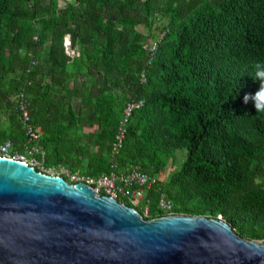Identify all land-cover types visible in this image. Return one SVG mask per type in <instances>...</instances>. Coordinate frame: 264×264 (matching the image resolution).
<instances>
[{
  "label": "trees",
  "instance_id": "trees-1",
  "mask_svg": "<svg viewBox=\"0 0 264 264\" xmlns=\"http://www.w3.org/2000/svg\"><path fill=\"white\" fill-rule=\"evenodd\" d=\"M256 63L264 0H0V145L24 148L23 95L44 129L47 166L93 177L138 170L156 183L141 206L120 201L147 220L223 218L264 243V112L244 102L259 88ZM131 100L145 105L115 157Z\"/></svg>",
  "mask_w": 264,
  "mask_h": 264
},
{
  "label": "water",
  "instance_id": "water-1",
  "mask_svg": "<svg viewBox=\"0 0 264 264\" xmlns=\"http://www.w3.org/2000/svg\"><path fill=\"white\" fill-rule=\"evenodd\" d=\"M0 264H264V243L223 218L147 220L87 184L0 158Z\"/></svg>",
  "mask_w": 264,
  "mask_h": 264
},
{
  "label": "built area",
  "instance_id": "built-area-1",
  "mask_svg": "<svg viewBox=\"0 0 264 264\" xmlns=\"http://www.w3.org/2000/svg\"><path fill=\"white\" fill-rule=\"evenodd\" d=\"M67 53L74 57L79 54L76 48H72L71 37L65 38ZM154 48V47H153ZM155 56V52L153 53ZM143 81H147L146 73L143 74ZM145 105V100H131L125 111V118L120 125L116 142L114 144V156L119 157L123 149L128 134V124L134 112ZM20 114L22 124L26 131V141L24 148H16L15 142L9 141L0 145V158H12L27 162L46 174L59 175L65 177L71 183H84L92 187L99 194L111 195L120 200L127 197L135 206H141L144 199V187H151L156 183V179L143 174L138 170L130 171L129 174H119L116 170L111 174L101 177H93L88 174L73 172L65 165L47 166V150L41 144L44 129L34 125L31 116L30 102L22 95L20 98ZM116 169V166L114 167ZM135 188L132 192L131 189ZM160 207L163 211L169 212L172 209L171 203L163 196L160 200ZM148 213V209H146Z\"/></svg>",
  "mask_w": 264,
  "mask_h": 264
},
{
  "label": "clouds",
  "instance_id": "clouds-1",
  "mask_svg": "<svg viewBox=\"0 0 264 264\" xmlns=\"http://www.w3.org/2000/svg\"><path fill=\"white\" fill-rule=\"evenodd\" d=\"M253 67L255 68L253 79L259 81V88L254 94H246L244 102L247 103L251 99L256 111L264 112V64L256 63Z\"/></svg>",
  "mask_w": 264,
  "mask_h": 264
},
{
  "label": "rangeland",
  "instance_id": "rangeland-1",
  "mask_svg": "<svg viewBox=\"0 0 264 264\" xmlns=\"http://www.w3.org/2000/svg\"><path fill=\"white\" fill-rule=\"evenodd\" d=\"M65 5V3L62 1L60 2V6L63 7ZM141 31H145L147 32V30H145L143 27L139 28ZM186 158V152L185 151H181L177 154V158L175 161H171L168 168H166V170H164L163 174V179L164 181L167 180L168 176L174 172L175 170H177L183 163L184 159Z\"/></svg>",
  "mask_w": 264,
  "mask_h": 264
},
{
  "label": "bare ground",
  "instance_id": "bare-ground-1",
  "mask_svg": "<svg viewBox=\"0 0 264 264\" xmlns=\"http://www.w3.org/2000/svg\"><path fill=\"white\" fill-rule=\"evenodd\" d=\"M68 4V3H67Z\"/></svg>",
  "mask_w": 264,
  "mask_h": 264
}]
</instances>
